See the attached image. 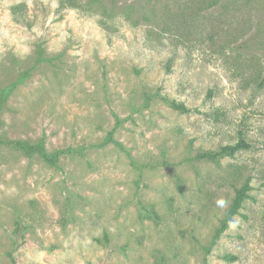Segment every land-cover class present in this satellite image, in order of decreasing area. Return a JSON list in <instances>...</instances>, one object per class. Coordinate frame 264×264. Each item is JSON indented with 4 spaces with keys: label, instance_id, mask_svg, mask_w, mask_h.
Wrapping results in <instances>:
<instances>
[{
    "label": "rangeland",
    "instance_id": "rangeland-1",
    "mask_svg": "<svg viewBox=\"0 0 264 264\" xmlns=\"http://www.w3.org/2000/svg\"><path fill=\"white\" fill-rule=\"evenodd\" d=\"M12 83L0 264H264V0H0Z\"/></svg>",
    "mask_w": 264,
    "mask_h": 264
},
{
    "label": "trees",
    "instance_id": "trees-1",
    "mask_svg": "<svg viewBox=\"0 0 264 264\" xmlns=\"http://www.w3.org/2000/svg\"><path fill=\"white\" fill-rule=\"evenodd\" d=\"M21 80H22V78H21ZM14 85L15 84L12 83V84L8 85L7 87L0 89V113H1L2 107L4 106V102H5L6 98L8 97V95L12 91V89L14 88ZM163 100L177 110L184 111V112L188 111V108L185 105H183L182 103H179L175 100L168 99L166 97H164ZM109 139L112 140V132H110L108 135V140ZM8 142L13 143L15 145V147L22 150L27 155H31V154L35 153V154L41 156L48 164H51L53 166H57L58 156H59L61 151L63 152V150H57V151L52 152V153L46 152L45 147H44V143L42 140L30 142L28 140H19V139L14 140V141H7L4 139H0V143H8ZM248 146H249L248 143H246L243 140H239L235 144L224 145L216 151L203 152V153L198 154L197 156H199V158H207L210 160H216V159L223 157V156H226V155H232L235 153L236 150H238L240 148H247ZM248 190H249L248 182H245L240 188L237 189L236 194L233 198L231 207H230L229 212H228V218H230L232 214L236 213L237 210L241 207L243 200L247 197ZM144 211L149 213V215L153 214L152 210L145 208ZM226 225H227V223L225 221L223 223L221 229L226 227ZM20 227L21 226H20L19 220L16 219L15 220V230H17V232H18L20 230ZM225 257L226 258H235L232 255H226Z\"/></svg>",
    "mask_w": 264,
    "mask_h": 264
}]
</instances>
